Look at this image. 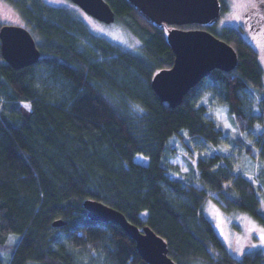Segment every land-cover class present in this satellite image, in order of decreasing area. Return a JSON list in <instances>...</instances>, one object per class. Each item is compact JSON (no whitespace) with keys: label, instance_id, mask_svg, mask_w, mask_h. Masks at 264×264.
Here are the masks:
<instances>
[{"label":"trees","instance_id":"1","mask_svg":"<svg viewBox=\"0 0 264 264\" xmlns=\"http://www.w3.org/2000/svg\"><path fill=\"white\" fill-rule=\"evenodd\" d=\"M11 1L39 37L41 58L17 69L0 53V264H149L120 225L88 216L87 199L150 226L177 264H264L261 249L235 256L204 210L211 197L226 214L264 225V68L243 28L217 27L220 17L182 25L230 43L238 63L213 69L171 107L152 87L155 73L174 63L169 25L130 0H106L115 22L140 40L134 52L95 33L72 7ZM220 106L258 161L260 182L236 172L221 152L199 154L187 171L172 161L176 141L187 153L192 143L223 145ZM139 154L148 162L137 161Z\"/></svg>","mask_w":264,"mask_h":264},{"label":"water","instance_id":"2","mask_svg":"<svg viewBox=\"0 0 264 264\" xmlns=\"http://www.w3.org/2000/svg\"><path fill=\"white\" fill-rule=\"evenodd\" d=\"M97 20L110 24L116 15L106 0H71ZM151 21L167 24L166 36L175 59L170 68L157 71L152 87L162 101L171 107L180 105L190 89L213 69L231 71L236 68L238 54L227 41L205 28H181L186 24L205 25L217 20L222 11L220 0H130ZM172 26V27H171ZM1 55L14 68L35 64L41 49L32 32L25 26L3 24L0 28ZM84 206L92 220L115 223L136 243L139 254L149 264H177L169 255L166 240L150 226L132 223L120 210L96 199ZM56 220L53 225H64Z\"/></svg>","mask_w":264,"mask_h":264},{"label":"rangeland","instance_id":"3","mask_svg":"<svg viewBox=\"0 0 264 264\" xmlns=\"http://www.w3.org/2000/svg\"><path fill=\"white\" fill-rule=\"evenodd\" d=\"M44 1L49 4L65 5L76 9L79 16L83 18V20L95 33L104 36L122 47L130 49L134 52L140 50V40L120 23L115 21L110 24L103 23L86 13L71 0ZM225 3L227 5V9L224 13L221 12L222 14H220L221 16L217 22V27H221L226 24L237 27L242 26L245 38L258 51L259 59L264 68V5L260 3V0H225ZM255 13H261L262 17L259 18L260 21L252 22L250 19H247L250 16H255ZM3 24H15L26 27L23 17L11 0H0V28ZM180 27L187 29L202 28L201 26ZM38 40L39 37H36V41ZM22 110L24 113L29 114L31 111L30 104L22 103ZM216 115L225 131V141L223 145L219 148H211L210 146H204L201 143H192L191 147L193 148V152L187 153L184 151V147L181 142L176 141V145L180 148V154L173 158L172 161L174 163H178L183 171H187L190 169L191 164L195 165L199 154L206 155L211 154L212 152H221L229 158L234 165L236 172L243 173L248 178L260 182L257 177L259 172V163L256 159L248 156L242 144L237 142V138L243 135V133L239 131L238 127L230 118L226 106H220ZM136 160L142 163L148 162V159L141 154L136 156ZM212 195L216 196L215 193ZM204 210L213 220L217 231L226 242L228 249L235 256L239 257L246 250L253 249H261L264 252V239L261 238L264 237L263 224L245 213L233 212L231 214H226L221 206L211 197L205 203ZM17 239V234L12 233L10 235L11 241ZM253 245H255V247H253ZM5 260L6 259L4 257V261ZM194 264L204 263L201 261H195Z\"/></svg>","mask_w":264,"mask_h":264},{"label":"flooded vegetation","instance_id":"4","mask_svg":"<svg viewBox=\"0 0 264 264\" xmlns=\"http://www.w3.org/2000/svg\"><path fill=\"white\" fill-rule=\"evenodd\" d=\"M264 5V4H263ZM261 13H263V12H261ZM261 13H259V14H256L255 13V16H250L249 18H247V19H250L252 22H258V21H260V19L259 18H261L262 16H261ZM238 27H241V28H243L242 26H238ZM243 31H244V29H243Z\"/></svg>","mask_w":264,"mask_h":264},{"label":"snow or ice","instance_id":"5","mask_svg":"<svg viewBox=\"0 0 264 264\" xmlns=\"http://www.w3.org/2000/svg\"><path fill=\"white\" fill-rule=\"evenodd\" d=\"M261 4H264V0H260ZM262 239H264V237H261ZM253 247H255V245H253Z\"/></svg>","mask_w":264,"mask_h":264}]
</instances>
